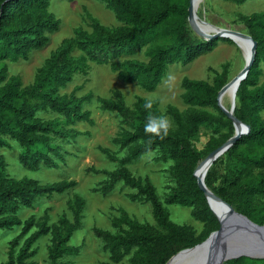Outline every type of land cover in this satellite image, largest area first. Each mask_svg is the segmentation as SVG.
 <instances>
[{"label":"trees","instance_id":"1","mask_svg":"<svg viewBox=\"0 0 264 264\" xmlns=\"http://www.w3.org/2000/svg\"><path fill=\"white\" fill-rule=\"evenodd\" d=\"M98 1L114 12L121 25L105 26L89 14L92 32L76 29L74 36L65 38L51 53L38 70L34 83L23 88L18 77L8 78L9 69L5 62L28 60L32 51L46 47L50 35L60 30L61 21L51 11L52 0H0V63L4 61L0 66V145H7L5 137L19 143L23 148L22 163L31 169H39L42 165L58 168L57 158L61 161L64 156L62 148L54 144V139L60 137L64 141L74 142L82 135L75 128L78 123L95 124L92 112L85 109V105L94 100L92 94L77 97L76 90L71 94L61 92L75 76H88L90 63L110 65L123 82L154 91L162 83L170 66L193 63L203 54L213 51L219 40L234 43L224 38L212 41L192 38L188 21L190 0ZM234 1L243 5L248 0ZM239 21L258 43L254 64L239 87L235 109L236 116L251 130L226 153L245 162L247 176L241 178L238 175L216 186L214 162L205 182L236 211L264 225V117L261 116L264 111V82L259 83L264 65V12L241 15ZM145 48L147 61L135 58L120 61L123 57L137 55ZM76 52L81 54L75 55ZM223 69L221 74L216 75L214 84L188 77L181 84L186 104L213 107L219 115L190 111L182 118L176 113L178 129L169 126L166 133L163 129L159 133L145 130L149 115L162 116L156 102L146 108L148 100L140 99L136 110L132 111L123 100L98 99L103 111L118 112L134 130L126 131L115 140L120 152L100 148L109 160L119 164L117 169L93 171L104 173L112 179L105 187L106 191H113L114 182L122 181L125 187L135 191L129 195L131 200L150 203L154 218L162 229L141 223L125 211H122V217L113 222V227L119 232L95 229L96 235L106 242L117 259L131 255L132 264H167L174 255L204 242L220 228L194 173L199 162L235 133L233 122L218 106V93L229 82V65L225 64ZM46 111L58 114V118L45 120L38 116L39 112ZM221 122L230 126L229 132L221 137L209 135L205 151L199 153L194 147L193 137L200 127ZM161 147H166L176 161L173 172L180 171L186 176L178 187L170 188L165 203L193 208L195 218L205 224L199 237H195L192 227L172 223L150 178L136 176L128 168L133 161ZM126 149H129V153L119 157L118 154ZM163 158H168V155L165 153ZM77 185L75 180L44 185L30 177L14 178L8 173L5 158L0 156V231L22 228L11 242L9 259L0 264H29L27 261L37 253L36 243L47 235L52 236L48 252L51 264H74L62 259L80 253V248L72 246L70 242L82 226L86 207L83 197L76 195L74 199L77 205L71 206L74 222L63 215L58 223L49 224L48 208L44 221L37 224L34 216L23 221L18 211L21 206L34 208L39 199L64 194ZM35 227L37 230L33 231ZM257 261L264 260L241 257L230 262L247 264Z\"/></svg>","mask_w":264,"mask_h":264},{"label":"rangeland","instance_id":"2","mask_svg":"<svg viewBox=\"0 0 264 264\" xmlns=\"http://www.w3.org/2000/svg\"><path fill=\"white\" fill-rule=\"evenodd\" d=\"M196 10L200 19L208 21L213 26L247 33L246 26L239 21L240 16L264 12V0H248L243 5H238L234 0H201L197 4ZM51 11L61 21V26L58 32L50 35L49 44L42 49L32 51L28 60L18 62L8 60L5 62L9 69L8 78L18 77L23 88L34 83L38 70L45 64L51 53L60 46L65 38L74 36L76 29L81 28L87 32H92V21L88 17L89 14L105 26L116 27L121 25L114 12L98 0H52ZM191 36L192 38L199 37L192 28ZM218 44L213 51L203 54L191 64L182 65L179 63L170 66L162 83L154 91L144 90L138 84L123 82L118 77V73L111 70L110 65L90 63L89 75L76 76L75 80L61 92L71 94L76 90L77 97L92 94L94 100L86 104L85 109L92 112L95 124L93 126L88 123L76 125L75 128L82 135L76 138L74 142L64 141L60 137L54 139V144L62 148L64 156V160L61 161L57 158L58 168L45 165L39 169L27 167L21 160L22 146L10 137H5L4 140L7 145H0V156L5 158L10 176L17 179L30 177L44 185L62 180L78 182L75 188L64 194L54 195L50 199L41 198L36 202L34 208L21 206L18 211L19 217L23 221L34 216L37 224L44 221L48 208L49 224L58 223L63 215L69 221L74 222V213L71 209V206L77 205L74 198L76 195L84 198L86 207L83 211L82 226L74 233L70 242L72 246L80 248V253L77 256L64 257L63 262H73L74 264H132L131 255L122 259L113 256L106 242L98 237L95 232V229L119 232V229L113 227V222L122 217V211L141 223L160 228L154 218L150 203L131 200L129 195L135 191L125 187L122 181L114 182L113 191H106L105 187L112 182V179L104 173L97 174L93 171H114L119 164L109 160L100 148H109L113 152H120L115 140L126 131L134 130L133 126L128 123L129 121L118 112L103 111L98 99L106 98L115 102L123 100L132 111L136 110V105L140 99H151L152 103L158 104L162 116L170 121V126L174 130L178 129L175 120L176 113H179L182 118H185L190 111L206 112L217 116L219 112L213 107L186 104L183 100L184 89L181 84L185 77L206 80L210 84H214L216 75L224 71L223 66L225 64L229 65L228 81L239 74L245 65L247 55L235 43L229 44L219 40ZM247 44L249 45V43ZM145 51L146 48L137 55L123 57L120 61L125 58L147 61ZM79 54L81 52L75 53V55ZM3 64L4 61H1L0 66ZM263 82L264 65H262L259 83ZM233 93L230 91L225 95L224 105L226 107L230 106ZM235 104L237 105V95ZM38 116L45 120L58 118V114L51 111L39 112ZM261 116L264 117V111ZM229 130L230 126L223 122L201 126L199 132L193 137L194 147L203 154L209 135L221 137L223 134H227ZM128 153L129 149H126L118 156L125 157ZM165 153L168 158H163ZM175 162L166 147H161L157 151L133 161L130 169L136 176L150 178L157 188L160 200L170 214L172 223L192 227L195 237H199L205 224L195 218L193 208L165 203V197L170 192V188L178 187L186 178L180 171L173 172ZM215 163L216 186L223 184L224 180H232L238 175L241 178L247 176L245 162L236 157H229L227 153L219 157ZM21 229V227H16L12 230L0 231V262H6L9 259L12 249L11 242L21 233ZM36 230L37 227L33 231ZM51 245V235L42 237L35 245L36 255L27 262L29 264H51L48 254ZM231 260H227L224 264H231ZM247 264H264V261Z\"/></svg>","mask_w":264,"mask_h":264},{"label":"water","instance_id":"3","mask_svg":"<svg viewBox=\"0 0 264 264\" xmlns=\"http://www.w3.org/2000/svg\"><path fill=\"white\" fill-rule=\"evenodd\" d=\"M188 11L190 27L200 38L207 41L224 38L232 40L235 44H237V39H241L249 43V49L243 69L219 91L217 98L218 106L233 122L235 133L222 146L202 160L194 173L199 188L204 192L213 214L220 223V228L212 232L204 242L174 255L167 264H224L227 260L241 257L264 259V225L236 211L233 206L215 194L205 182L207 173L214 162L251 130L250 126L242 122L235 114V97L254 64L258 43L250 34L235 29L208 24L213 29L205 31L196 20L193 0H190ZM232 87L234 91L232 102L229 107H226L224 98Z\"/></svg>","mask_w":264,"mask_h":264},{"label":"clouds","instance_id":"4","mask_svg":"<svg viewBox=\"0 0 264 264\" xmlns=\"http://www.w3.org/2000/svg\"><path fill=\"white\" fill-rule=\"evenodd\" d=\"M151 105H152V100L149 99L145 104V107L149 108L151 107ZM169 126H170V121L166 117L163 116L156 117L153 115H149L148 121L145 124V130L153 133H159L161 129H163L164 132L166 133Z\"/></svg>","mask_w":264,"mask_h":264},{"label":"bare ground","instance_id":"5","mask_svg":"<svg viewBox=\"0 0 264 264\" xmlns=\"http://www.w3.org/2000/svg\"><path fill=\"white\" fill-rule=\"evenodd\" d=\"M201 0H193V6H194V11L197 15V12H196V9H197V4L200 2ZM196 20L198 21V24H200L201 28L204 29L205 31H209L212 28V26H208L211 25L208 21L204 20V19H200L198 16L196 18ZM237 45L244 51V53L247 55L248 53V49H249V45L244 41V40H241V39H237ZM232 91H233V87L227 92V94Z\"/></svg>","mask_w":264,"mask_h":264},{"label":"crops","instance_id":"6","mask_svg":"<svg viewBox=\"0 0 264 264\" xmlns=\"http://www.w3.org/2000/svg\"><path fill=\"white\" fill-rule=\"evenodd\" d=\"M218 45H219V44H218ZM77 76H78V75H77ZM75 77H76V76H75ZM75 77H74L73 81L75 80ZM73 81H72V82H73ZM72 82H70V83H72ZM70 83H69V84H70ZM69 84H68V85H69ZM67 87H68V86H67ZM67 87H66V88H67ZM66 88H65V89H66ZM82 123H84V122H82ZM78 124H80V123H78ZM78 124H77V125H78ZM131 164H132V163H130V164L128 165V168H129V169H130V165H131ZM116 169H117V167L115 168V170H116ZM130 170H131V169H130ZM127 188H129V187H127Z\"/></svg>","mask_w":264,"mask_h":264}]
</instances>
